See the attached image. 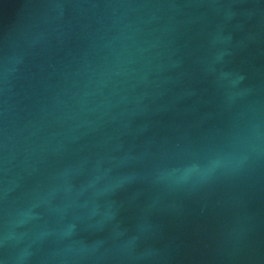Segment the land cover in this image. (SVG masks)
Masks as SVG:
<instances>
[{"label": "water", "instance_id": "obj_1", "mask_svg": "<svg viewBox=\"0 0 264 264\" xmlns=\"http://www.w3.org/2000/svg\"><path fill=\"white\" fill-rule=\"evenodd\" d=\"M0 264H264V0H0Z\"/></svg>", "mask_w": 264, "mask_h": 264}]
</instances>
